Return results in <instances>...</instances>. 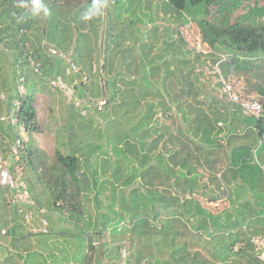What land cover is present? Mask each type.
I'll return each mask as SVG.
<instances>
[{
	"label": "trees",
	"instance_id": "obj_1",
	"mask_svg": "<svg viewBox=\"0 0 264 264\" xmlns=\"http://www.w3.org/2000/svg\"><path fill=\"white\" fill-rule=\"evenodd\" d=\"M22 1L28 3L29 8L20 4ZM81 1L0 0V71L1 62L9 52L12 53L9 66L17 65L20 70L27 56H32L48 76L66 79L69 70L74 72V76L80 78L74 87L81 97L93 100L106 92L103 113L107 127L105 133L98 135L97 131L95 134L103 141L104 150L100 140H93L86 127V135L78 133L76 136L81 137L80 145L68 153L57 150L55 163L34 175V182L48 189L50 206L68 212V221L78 229L89 228L92 223L91 218L84 220L87 211L84 203H89L92 196L97 214L93 223L100 224L94 229L95 233L110 228L112 235L129 234L130 244L138 253L134 264H262L253 240L259 231L256 224L264 221V211L260 209V204H264L262 198L257 194L244 196L234 192L228 195L229 206L211 211L195 197L201 194L209 201L219 198L212 188L206 187L209 183L200 185L197 170L199 166L209 165L210 160L205 155L219 144L222 127L218 123L222 117L206 112L204 103L197 99L199 91L195 82L199 83V77L194 69L209 57L214 62L212 66L224 77L233 76L229 74L231 70L254 68L248 59L264 55V0H167L175 10L185 12L195 21L201 40L209 50L202 51L204 53L194 57V63L190 64L181 54L178 57L181 66L177 63L171 66L161 54L149 58V52L142 51L132 68L137 77L121 75L117 70L111 75L113 56L117 54L122 61L121 55L128 53V49L121 50L116 44L106 43L111 35L106 37L105 33L102 51L94 50L97 29H93L94 39L91 40L82 27L85 17L90 18V24L95 27L93 21L101 11L92 13L101 5L96 0ZM240 7L245 10L235 15ZM39 21L43 24L45 21V31L36 24ZM28 31L32 32V40ZM27 41H30V49L23 48ZM52 50L63 54L70 51V61ZM145 58L150 59L146 65L143 64ZM99 60L102 64L94 67ZM171 61L176 62L174 58ZM10 75L12 83L15 82L16 70ZM83 78L91 80L82 83ZM74 79L72 74L68 76L69 82ZM172 86L178 89L173 90ZM256 87V82L248 84L246 92ZM26 89L25 94L10 93L5 101L7 108L0 116V153L5 149L8 152L16 138L23 144L19 154L27 150L21 127L26 132H42L34 106L36 89L34 85H27ZM3 90L1 86L0 93ZM184 95L186 98L181 99ZM260 102L264 105L263 99ZM2 105L0 99V113ZM173 110L183 123L175 133L158 119V116H173ZM250 125L257 137L262 138L264 116L252 117ZM4 137L7 140L2 143ZM244 147L246 145L232 148L228 169L234 181L240 177L244 187L255 192L262 180L240 156L239 151ZM96 151H100L102 157L100 165L90 163ZM39 153L43 162L45 153ZM36 156L28 152L27 160L32 169ZM18 162L23 163L20 159ZM221 173L225 179V172ZM214 178L213 175L211 183H218ZM107 191V195L101 196ZM103 200L105 210L100 213ZM70 235L68 242L74 243L76 236L73 232ZM142 237L146 240L138 245ZM196 244L206 250V255L193 247ZM88 247L95 250L91 240ZM72 258L74 263L78 260L81 264H92L93 256H88L81 245L79 250H74ZM114 263L116 261L106 264Z\"/></svg>",
	"mask_w": 264,
	"mask_h": 264
},
{
	"label": "rangeland",
	"instance_id": "obj_2",
	"mask_svg": "<svg viewBox=\"0 0 264 264\" xmlns=\"http://www.w3.org/2000/svg\"><path fill=\"white\" fill-rule=\"evenodd\" d=\"M28 1L31 2L32 0ZM81 2H83V0ZM96 3L98 5L100 4L101 7L92 14L101 12L99 14L100 16L93 21L95 27L90 24V18L85 19V24L82 27V29L89 34L91 40L94 39L92 33L93 29H97L98 37H95V44L93 45L94 50L96 51L99 48L102 51L104 45V41L102 43V40L103 37H105V33L106 37L111 35L110 39L106 38V43L111 45L116 44L117 48L121 47V50L128 49V53L121 55V57H124L122 61L118 60L119 56H117V54L116 56H113L112 69L114 72H112V76L117 70L121 72V75L137 77L138 74L132 72V68H135L134 65H136L138 61L136 59L139 58V54L142 51L149 52V58L151 55L161 54L165 60L168 61V64L171 63V66H174L175 63L181 66L182 64L178 62V57L181 54L182 56L184 54L183 57L186 58L188 64H190V62L194 61V57H200V55L204 53L202 51L209 50V46L201 40L199 29L195 21L186 16L185 12L180 13L175 10L167 0H96ZM20 4L25 8H29V4L24 1ZM33 5L34 3L32 6ZM244 10L245 8L242 9L240 7L235 12V15L242 13ZM36 24H38L39 28L42 27L43 31H45V21L44 24L40 21ZM38 27L35 25L34 28L37 29ZM27 33L32 40V32L28 31ZM1 46L0 42V47ZM23 48L30 49V41L25 42ZM52 53L64 57L67 62L70 61L68 57L70 51L63 54L56 50H52ZM219 53L223 52L219 51ZM6 55L5 60L1 62L3 68L0 71V87L4 86V90L0 93V99L3 101L0 116L2 117L5 114V109L7 108L5 101L10 93L25 94L27 85H34V88L36 89L34 106L37 109V117L42 127V132H26L23 130L20 132L27 150L25 149L24 152H21L18 155V158L23 161L22 177L27 184L29 192L28 200L33 202V205L29 206V204L25 202H21L19 205L9 204L11 207L15 206L17 210L16 214H21L22 217L19 216L18 218L15 215H12L14 218L12 219L10 215L9 220L1 224V226L8 231L7 243L5 245L6 249L3 247V254L5 252L6 257L2 264H70L71 262L73 264H81L78 260L74 263L72 258L74 250H79L81 245L84 246V250L88 256H93L92 264H106L112 261H116L117 263L121 259L120 254L124 250L130 255L128 264H134L136 254L138 253L130 244L128 238L129 234H126L125 237H122L119 234L112 235L110 228H106L102 233H95L94 229L99 228L100 224L96 223L98 226L96 227L93 223L97 219V214L92 196L89 197V203H87V201L84 203L87 210L84 220L86 221L91 218L92 224L89 228L83 227L82 229H78V227H76L77 225H73L68 221V212H61L50 206L48 189L45 188L43 184L34 182V175L36 172H43L45 171V166L55 163V152L57 150L63 153H68L70 149L80 145L79 140H81V134H87L86 127L90 129L89 133L92 135L91 137L93 140H100L99 138H96L95 134L97 131H99L98 135L100 132L105 133L107 127L106 117L103 113L106 111L104 107L106 92L102 94V96L93 100L90 99V97H81L74 87V85H78L80 78L76 75L74 76V72L69 70L66 79L48 76L42 72L39 63L36 62L32 56H27V62L24 63L22 70H20L17 65L14 67L9 66L12 53L9 52ZM173 58L176 62L171 61ZM148 60L150 59H143V64H148ZM181 60L182 58L180 61ZM206 60L208 62H206ZM206 60L205 63L203 60L202 64L197 67L195 65L194 72L197 73L199 77V83L195 82V87L199 91V95L202 93L216 95L215 89H218L217 81L219 80L216 72L220 73V71L218 68L213 67L214 62L212 61V57L206 58ZM248 61L254 68L249 71L238 72L231 70L229 74L233 75L240 82H246V85L256 82V90L251 89L247 94L253 93L257 95L259 89L264 88V55L248 59ZM101 64L102 60H99V62L94 64V67L99 68ZM127 66L130 68L129 71L127 70ZM14 69L16 70V76L14 80L15 82L12 83L10 74ZM199 70H201V72H198ZM74 71H77V69H74ZM70 74L75 78L73 82L68 81V76ZM90 80L91 78H83L82 83L86 81L89 82ZM172 89L176 90L178 87L172 86ZM7 90H9V92ZM199 95L197 97L198 100L201 99L203 103L208 102L201 96L199 98ZM184 96H182L181 99L186 98V95ZM14 101L16 100L14 99ZM230 106L234 105L228 103L223 105L222 108L225 111L230 108ZM173 113V116L169 118L158 116V119L160 124H166L169 127V130L175 133L178 126L181 128L183 127V123L180 122L175 110H173ZM239 115L247 119L250 117V122L252 120L251 116H248L247 113L242 112L240 109L239 114L233 115L232 119L230 118L229 120V122L231 121L233 124L232 128L237 127L240 124L239 122H241V124L247 123L244 119L243 121H240L238 118ZM229 117H231V115H229ZM71 122H73V126L70 125ZM241 127L242 134L245 132L243 137L242 135H236L237 131L233 129V131L224 132V137H226L223 139L221 134L223 133L222 130L220 133L221 136H219L220 134L218 135L219 144L216 145L215 148H212L211 152L205 155V157L210 160L209 165L198 167L197 172L200 185L203 183H209L206 187L209 189L212 188L219 197L217 200L209 201L207 196L195 194V197L211 211H217L229 206L228 195L230 194L227 193L224 184V177L221 172L230 165L231 150L227 144L236 142L237 137H242L241 139L245 140L242 144L246 145V147L239 151L240 156L242 155L244 157L245 163L250 168H253L262 180L261 186H259L255 192H252L247 187L246 189L252 194H257L256 196H259L260 199L262 198L261 200L264 203V139L257 137L251 125L246 126V124H244ZM78 133L80 136L76 137L78 136ZM251 134L253 135L250 137ZM5 140H7L6 137H4L2 143H5ZM100 142L103 151L104 143L102 140H100ZM29 151L37 155L33 159V164L35 165L34 169L28 164L27 155ZM38 151L45 153V160L43 162V158L40 156V153L38 155ZM5 152L7 153V149L2 153ZM99 153L100 151H96V154L90 159L92 165H100L102 163V157ZM21 154H23V156H21ZM203 158L204 156L202 159ZM12 160L13 162H16L14 159H11V162ZM224 172L226 175L229 174V169L226 168ZM213 175L215 177L213 180L216 179L218 183L216 181L211 183L210 179ZM239 179L234 181L233 191L235 193L243 192L245 188L244 183ZM199 189L201 190V188ZM5 192L6 191L4 190V195L1 196V199L4 198L5 203L8 204ZM206 193L209 194L210 192L207 190ZM105 194L107 195L108 191L101 196H104ZM104 203L105 201L103 200L100 204V213H103L105 210ZM260 206V209H263L264 211V204H260ZM19 209H21V211H19ZM29 211L33 212L32 218H25V213ZM36 216L38 218L35 221L34 218ZM53 216L54 219H52ZM20 218L23 220L20 221L19 225L12 226L11 222L17 221ZM256 226L259 231L257 235L253 237V240L255 238L264 237V221H260ZM44 228L49 230V232H44ZM78 230H80V233ZM70 232H73L76 236L74 243L68 242L72 237ZM21 235H25V237H20ZM90 240L95 247L94 251L90 249L88 250V243ZM145 240L146 238L142 237L140 243L138 242V245H142ZM27 241L31 244H28ZM117 245L120 246L118 247ZM236 246H238V244ZM193 247L206 255V250L202 249L198 244L193 245ZM150 249L151 248H149L148 251H151ZM76 256L79 258V255Z\"/></svg>",
	"mask_w": 264,
	"mask_h": 264
},
{
	"label": "built area",
	"instance_id": "obj_3",
	"mask_svg": "<svg viewBox=\"0 0 264 264\" xmlns=\"http://www.w3.org/2000/svg\"><path fill=\"white\" fill-rule=\"evenodd\" d=\"M218 78L220 83V92L222 96L227 99V101L238 104L249 116L255 118L264 116L262 102H260L255 94H247L245 83L240 82L234 76L224 78L221 73H219ZM22 130L23 129L21 128L20 132H22ZM261 139H264V134ZM22 148V140L20 138H16L6 155L0 153V187L6 191L5 196L8 204L19 205L21 202H25L29 204V206H32L33 202L28 200L29 192L27 184L22 177L23 165L18 162V155L20 149ZM11 159L16 160V162L13 164ZM19 211H21V209H19ZM32 216V211L25 213V218H32ZM43 231L46 232L47 229L44 228ZM254 243L256 245L255 248L258 251V257L262 264H264V237L255 238ZM120 256L121 259L114 264H127L129 254L124 250Z\"/></svg>",
	"mask_w": 264,
	"mask_h": 264
},
{
	"label": "crops",
	"instance_id": "obj_4",
	"mask_svg": "<svg viewBox=\"0 0 264 264\" xmlns=\"http://www.w3.org/2000/svg\"><path fill=\"white\" fill-rule=\"evenodd\" d=\"M215 87H217V86H215ZM215 90H216V95L215 94L208 95L207 93H202V94L199 95V98L201 96L202 98H205V100L208 101V102L204 103V105H203L204 110L206 112L210 113V114L217 113L215 115H217L218 117H222L223 116L222 117L223 119L221 118L222 121H219V123H218V126L219 127H222V130H223V133L220 132L222 134V138L223 139L226 137V136L224 137L226 131H233V129H235L237 131L236 132L237 133L236 135H238V136H241L242 135V137H243L245 132L242 134V132H241L242 127L241 126L244 125V124H246V126L247 125L249 126L251 124V122L248 121L247 118L239 115V117H238L239 120L240 121H243V119H244L245 121H247V123H242L241 124V122H239L240 124L237 127L232 128L233 127L232 126L233 124L231 123V121L229 122V120H230V118L232 119L233 115L239 114V111H240L241 108H240L239 105L231 104V102L227 101V99L224 96L221 95V93H220V84H218V89H215ZM203 94H206V95H203ZM257 95L256 96L258 97V99L259 100L260 99H263V102H264V88L261 89V90H259V92H258ZM211 101H213V102H211ZM228 103L230 105H234V106H230V108H228L227 110L224 111V109L222 108V106L223 105H226ZM263 110H264V105H263ZM241 111L244 112L243 109H241ZM229 115H231V117H229ZM221 134L219 136H221ZM252 135L253 134H251L250 137ZM242 137H237L236 142H231V144H227V146L229 145L230 150H232V148H234V147H236V146H238L240 144L241 145H244L242 143H244L245 140L244 139H241ZM226 168L228 169L229 168V165ZM227 175H229V176H227ZM227 175L225 176V179H224V184L226 186L227 193L234 195L235 194L234 191H233L234 180H233L232 176L230 175V173L227 174ZM238 193H241L244 196L253 195L251 192L247 191L246 187L244 188L243 192H238ZM3 195H4V190L2 188H0V263L1 264H2V262L4 261V259L6 257V253L4 252V254H3V247L6 249V246L5 245L7 243V238H8V231L5 228H3L1 226V224L3 222H6L7 220H9L10 215H11V218L12 219H14L12 217V215H15L18 218H19V216L22 217L21 214H19V215L16 214V211L17 210H13V207L15 208V206H12L11 207V205L5 203L4 198L1 199V196H3ZM42 209H44V208H42ZM42 209H40V210H42ZM37 218H38L37 216L34 218L35 221L37 220ZM52 219H54V216H53ZM21 220H23V219L20 218L17 221L11 222L12 223V226L19 225V223H20ZM20 237H25V235H21ZM27 243L28 244H31L29 241H27Z\"/></svg>",
	"mask_w": 264,
	"mask_h": 264
},
{
	"label": "clouds",
	"instance_id": "obj_5",
	"mask_svg": "<svg viewBox=\"0 0 264 264\" xmlns=\"http://www.w3.org/2000/svg\"><path fill=\"white\" fill-rule=\"evenodd\" d=\"M85 18H87V17H85Z\"/></svg>",
	"mask_w": 264,
	"mask_h": 264
}]
</instances>
